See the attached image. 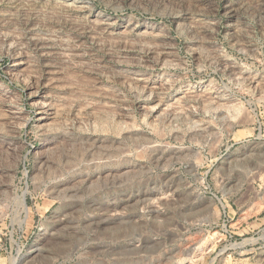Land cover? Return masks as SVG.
I'll return each mask as SVG.
<instances>
[{"label": "rangeland", "instance_id": "obj_1", "mask_svg": "<svg viewBox=\"0 0 264 264\" xmlns=\"http://www.w3.org/2000/svg\"><path fill=\"white\" fill-rule=\"evenodd\" d=\"M0 264H264V0H0Z\"/></svg>", "mask_w": 264, "mask_h": 264}]
</instances>
